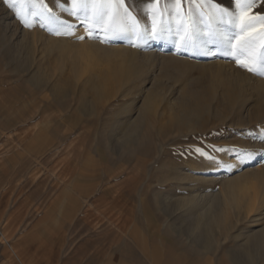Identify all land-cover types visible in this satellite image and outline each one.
<instances>
[{"label": "rangeland", "instance_id": "obj_1", "mask_svg": "<svg viewBox=\"0 0 264 264\" xmlns=\"http://www.w3.org/2000/svg\"><path fill=\"white\" fill-rule=\"evenodd\" d=\"M46 3L61 21L72 25L69 34L56 35L55 31L63 33L64 29L48 20L39 21L31 14L44 10L39 3L17 5L20 15L32 23L31 27H26L9 3L0 0V131L2 125L8 127L9 132L24 126L17 147L32 158L26 157L23 167L15 169L11 175H24L26 180L34 173L32 183L25 181L26 196L20 208L26 213L24 239L21 244L12 245L9 263L38 264L41 261L40 264H48L50 252L54 251L58 258L54 257L53 264H160L163 254L164 264H202L206 257L223 263L228 254L233 263L241 259L264 262V257L254 254L259 250L254 244L249 249L254 252L251 258L243 254L247 249L240 246L244 234H254L264 225V220L255 216L256 213L254 221L250 222L245 211L234 212L224 204L213 207L211 211L219 218L220 226L212 230L202 227L208 235V242L203 243L192 228L195 215L205 208L202 207L205 206L204 198H198L192 210L182 208L177 201L201 189H211L216 198H223L222 182L211 183L217 170L210 164L222 163L224 154H229L244 165L249 158H243L242 150L254 154L251 148L241 145V141L252 145L258 130L264 137L263 124L259 120L245 119L253 101L243 99L236 108L243 121L239 122L235 114L224 119L206 116L201 125L191 129L174 121L170 103L162 95L150 103L141 136L130 144L118 145L110 131L111 108L116 106L117 109L127 101L140 106L145 94L138 87L127 95L105 96L103 101L89 84L76 81L70 59L61 64L58 51L44 52L46 41L54 38L73 45L101 38L105 43L109 41L129 49L146 50L154 46L168 53L175 52L192 63L225 64V69L248 79L250 76L252 81H261L264 86V75L249 72L236 62L254 61L258 56L264 45V21L257 18L244 27L239 13L233 26L228 24L227 16L221 20L214 5L232 10L233 0H211V5L204 0H182L179 15L173 0H160V4L148 9L147 13V0H126V6L139 19L140 27L151 25L149 13L152 11L156 12L157 23L163 19L167 24L171 19L173 29L181 18L187 21L190 15L198 16L203 29L201 37L209 43L206 47L198 43L195 47L178 50L183 30L178 34L166 33L164 38L156 40H141L130 34L106 39L111 37V32L105 31L109 25L113 29L121 26L119 17L106 18L94 25L91 18L85 22L83 16L63 11L70 6L64 0H46ZM165 6L171 15L165 12L161 16ZM256 13L264 14V5L257 3L248 14ZM41 22L47 27H40ZM94 26L96 31L90 35ZM229 27L234 30L230 46L233 55L226 54L225 47L218 46L220 37ZM48 28L54 30L50 32ZM24 35L27 48L16 50ZM81 36L84 38L79 39ZM213 39L216 43L211 42ZM207 47L214 55L202 54ZM40 75L42 82L38 79ZM170 90L174 92L172 87ZM46 117L50 122L43 126L41 120ZM70 126L75 127L74 130L68 131ZM57 129H61V136ZM10 133L2 136H11ZM3 139L0 155L4 157L16 148V140ZM70 142L86 146L73 155L68 148ZM197 149H203L206 155ZM260 165V161H254V167ZM178 169L194 174L195 179L188 189L179 182ZM256 185L250 192L258 201L261 188ZM15 224V220L10 222L11 227ZM56 228L57 242L50 248L49 235L55 236Z\"/></svg>", "mask_w": 264, "mask_h": 264}, {"label": "bare ground", "instance_id": "obj_2", "mask_svg": "<svg viewBox=\"0 0 264 264\" xmlns=\"http://www.w3.org/2000/svg\"><path fill=\"white\" fill-rule=\"evenodd\" d=\"M105 35L107 34L105 33ZM54 39L46 41L45 54L54 50L58 51L61 64L70 59L76 81L83 80L84 84H89L91 90L96 92L95 95L98 94L103 101L106 97L113 96V93L116 96L117 93H126L127 95L138 87V90L145 94V100L140 106L134 104L133 101H127L124 104L121 103L122 106L116 109L112 102L115 107H112L111 113H109L112 115L110 119L113 121L110 131L118 145L130 144L141 136L144 124L148 119L150 103L162 95H164L165 101H169L173 119L180 126L193 129L201 125L206 116L224 119L233 114L237 116L240 122L241 116H239L240 113L238 114L236 108L243 99H248L253 103L247 109L245 119L253 122L259 120L264 128V86L262 82L256 81V79H253L256 82L252 81L249 75L248 79L244 77L245 75L235 74L231 69H225V64L192 63L175 52L168 53L165 49L154 46L146 50L129 49L126 46L112 45L109 41L105 43L101 38H99L100 40H89L88 43L81 42L80 45L57 41L56 39L55 41ZM26 41L27 38L24 35L16 50L27 48ZM195 71H197L196 74ZM38 79L42 82V75ZM171 87L174 89L173 93L170 90ZM108 100L110 99L108 98ZM103 101L101 102L103 103ZM108 103L106 102L107 105L111 104L109 101ZM41 122L43 126H48L50 120L46 117ZM74 128L70 126L68 131L74 130ZM57 130L61 136V129ZM261 132L258 130L254 134L252 145L241 141L243 142L241 145L251 148L254 152L253 156L247 159V164L243 165L244 162L239 161L238 158H230L229 154L226 156L224 154L223 159L220 160L222 163H209L212 169L217 170L211 183L216 180L222 182L221 195L223 198H219L220 196L216 198L211 189H201L194 195L189 194L188 197L178 198L177 201L182 208H191V210L196 207L198 198H204L205 206L202 207L205 208L199 215H195V225L193 224L195 227L192 228L201 242H206L208 236L201 230L202 227L209 230L217 225L220 226L219 218L213 213L214 211H211L217 205L224 204L234 212L245 211L250 222L254 221L253 215L255 213V216L264 220V137ZM84 146H86L85 143L70 142L68 148L74 155L76 151H81ZM259 154L261 156H257ZM255 160L260 161L261 165L254 167ZM217 163L219 164L217 165ZM224 165L225 167L222 168ZM189 166L193 165L190 164ZM177 176L179 182L186 189L191 186L195 179L194 174H187L182 169L178 171ZM255 185L261 188V196L258 201L254 196H251L250 192ZM251 244H254L255 248L259 250L255 253L249 251ZM240 246L241 249H247L242 251L248 258H251L253 253L264 257V225L254 234H244ZM255 258L258 259L256 256Z\"/></svg>", "mask_w": 264, "mask_h": 264}, {"label": "snow or ice", "instance_id": "obj_3", "mask_svg": "<svg viewBox=\"0 0 264 264\" xmlns=\"http://www.w3.org/2000/svg\"><path fill=\"white\" fill-rule=\"evenodd\" d=\"M9 3V6L16 11L18 18L21 19V22L25 24L26 27H31L32 23L20 15V12L17 8V5L21 2L35 4L39 3L44 9L40 13H31L38 19L39 21L48 20L50 23H55L59 28L64 29L63 33L60 31H55L56 35L61 34H69L72 25L67 24L64 21H61L58 16L53 13V10L47 6L46 0H6ZM65 4H69V7L63 8V11L68 12L72 16H83L85 22L91 18L94 21V25H99L105 21L106 18L115 19L117 17L121 20V26L118 29H113L111 25L105 29V31L111 32V37H106V39H117L121 36L125 35H135L141 40H156L164 38L166 33H180L182 30L184 35L181 37L182 44L180 45V49L178 50H186L188 47H195L198 43L203 44L205 47L209 43L208 40L202 39L201 33L203 31L200 18L195 15H190L188 20L185 21L183 18L176 24L175 29H173L171 19L166 24L163 19L157 23L155 16L156 12L152 11L149 15L152 17L150 26L140 27V21L133 14L128 6H126V0H64ZM191 2H196V0H191ZM205 3L211 5V0H204ZM173 3L177 9V15H179V8L181 6L182 0H173ZM257 3L264 5V0H233V9L229 10L220 4H215L214 7L219 11V18L223 20V17L227 16L229 18L228 24L230 26L235 25L237 19V13H239V18L244 24V27L249 26V21L254 19H259L264 21V14L256 13L255 15H249L248 13L251 11L253 6ZM160 4V0H147V6L145 8V12H148V9H155L157 5ZM168 12L171 15L169 8L165 6L163 12H161V16L163 13ZM213 19H216V14L213 13ZM40 27H47V25L43 22L40 23ZM51 32L54 29L48 28ZM243 30V29H241ZM96 31V27L90 29L89 34H93ZM234 35V30L232 27L227 29L226 34L220 37L219 45L225 47L226 54L233 55L230 50L232 37ZM79 39H83L84 37H78ZM212 43H216L215 39L211 41ZM141 46V45H138ZM202 54L204 55H214V53L208 50H202ZM238 65L246 68L249 72L256 73L258 75H264V45L261 47V51L254 61H236ZM201 154L206 155L203 152V149H197ZM243 151V158H251L253 155L252 152L247 150Z\"/></svg>", "mask_w": 264, "mask_h": 264}, {"label": "crops", "instance_id": "obj_4", "mask_svg": "<svg viewBox=\"0 0 264 264\" xmlns=\"http://www.w3.org/2000/svg\"><path fill=\"white\" fill-rule=\"evenodd\" d=\"M2 126V130L0 131V144L2 138H4L3 140L5 141L10 138L14 141L16 140V148L12 152L6 153L4 157L0 155V264H10L9 260L13 255L12 245L21 244L24 239V232L26 231L24 228L26 213L20 208L26 196L25 181L27 180V184L32 183L34 180V173L31 175L29 174L26 177V180L24 179V175L21 177H14L11 175V172H14L15 169L23 167L24 159L26 157H32L28 154L26 155L23 149L17 147L18 136H20V132L24 131V126L19 129H13V131H10L11 133L9 132L10 129H8V127L4 125ZM3 133H6L7 135L10 133L11 136L4 137L2 136ZM112 218L115 219L116 217L112 216ZM12 220L16 221V224L13 227L10 226ZM51 233H53V230H51ZM57 233L56 228L54 230L55 236L49 235V244H51L50 248L57 242ZM161 248L163 249V247ZM230 255L231 254H228V256L224 258L225 262L223 263L215 262L211 257H206L202 264H264V262L260 261L249 262L248 259H241L240 261L233 263L230 260ZM54 257L58 258L57 252H50L48 264H53L52 261L54 260ZM212 261H214V263ZM37 263L40 264L41 261ZM160 264H164V254L161 256Z\"/></svg>", "mask_w": 264, "mask_h": 264}]
</instances>
